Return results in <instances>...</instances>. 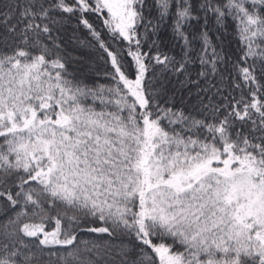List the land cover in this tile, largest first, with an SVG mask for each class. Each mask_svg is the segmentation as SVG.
<instances>
[{
	"label": "snow or ice",
	"instance_id": "snow-or-ice-1",
	"mask_svg": "<svg viewBox=\"0 0 264 264\" xmlns=\"http://www.w3.org/2000/svg\"><path fill=\"white\" fill-rule=\"evenodd\" d=\"M0 264H264V0H0Z\"/></svg>",
	"mask_w": 264,
	"mask_h": 264
},
{
	"label": "trees",
	"instance_id": "trees-1",
	"mask_svg": "<svg viewBox=\"0 0 264 264\" xmlns=\"http://www.w3.org/2000/svg\"><path fill=\"white\" fill-rule=\"evenodd\" d=\"M229 23V32L232 30L231 29V21L228 22ZM83 35V34H82Z\"/></svg>",
	"mask_w": 264,
	"mask_h": 264
}]
</instances>
